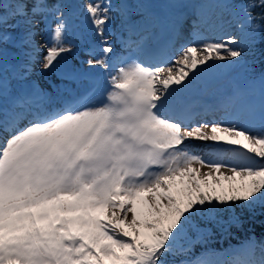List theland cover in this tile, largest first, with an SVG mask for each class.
Here are the masks:
<instances>
[{
    "label": "snow or ice",
    "instance_id": "1",
    "mask_svg": "<svg viewBox=\"0 0 264 264\" xmlns=\"http://www.w3.org/2000/svg\"><path fill=\"white\" fill-rule=\"evenodd\" d=\"M117 7L136 58L115 56L107 39ZM134 7L143 16L128 24L133 6L112 0H0V264H175L169 255L188 251L182 237L190 248L210 236L201 223L240 226L222 214L264 207V74L221 89L213 104L196 99L264 42V0H170L161 7L196 17L179 49L171 38L147 48L157 7ZM81 11L98 41L86 63L103 70L104 99L93 87L49 108L29 78L37 62L51 72L73 52L67 35ZM225 14L239 35L201 32ZM216 111L218 120H197ZM253 247L254 238L195 264H257Z\"/></svg>",
    "mask_w": 264,
    "mask_h": 264
},
{
    "label": "rangeland",
    "instance_id": "2",
    "mask_svg": "<svg viewBox=\"0 0 264 264\" xmlns=\"http://www.w3.org/2000/svg\"><path fill=\"white\" fill-rule=\"evenodd\" d=\"M122 1V2H121ZM157 1H162V2H167L169 3L170 0H114V6H119L121 3H133V4H137L139 2H147V3H151V4H155V2ZM72 2L74 4H80V3H83L84 0H72ZM195 2H199V0H195ZM163 10V9H162ZM165 11V10H164ZM159 11H157L158 13ZM167 12V11H166ZM164 13L165 14H168V13ZM139 14V18H142L143 16V12H141L140 10L136 9L134 15H138ZM173 14V13H171ZM83 15H85L82 11L79 12V15L78 16H75V18L77 19H80L82 22V25H85L88 23V21L83 18ZM112 16H113V25L117 24L120 19V12H119V8L117 7V9L112 13ZM132 16H129V19L131 18ZM137 17V16H136ZM173 17H175V15L173 14ZM184 17H186L187 20V24H184L182 22H180V24L178 25V37H176L174 40H173V47L177 44V43H184L185 41V32L187 33V30L188 31V36H191L192 33H189L192 31L193 29V25H191V22L189 21V19L195 17L191 11V9L189 8V12H188V15H185L184 13ZM168 17H166L167 19ZM185 19V18H184ZM185 19V20H186ZM192 20V19H191ZM224 20H231L227 23H223ZM153 21H155V18L152 20V23ZM217 21V20H216ZM171 22V21H170ZM221 26L219 27L223 32V37L224 36H227V35H239V30L237 29L236 27V22L232 19V17L228 14H225L223 17H222V20L219 19L217 21ZM189 23V24H188ZM168 26H170V24H167ZM230 28V34L227 33V26ZM177 26V25H176ZM80 30H83L82 27L78 26ZM172 27H174L172 25ZM158 24H155L153 25L152 27V32H157L158 31ZM168 29H171V27H168ZM201 31L203 30V27L200 29ZM193 32V31H192ZM161 33V32H159ZM110 34L107 35V37H109ZM92 36V35H91ZM192 38V37H191ZM44 37H40V43H43V40ZM93 41L94 42H97L93 37H92ZM187 40H189V38H186ZM151 41V39H150ZM152 43V42H150ZM185 45L187 44V42L184 43ZM114 47L116 46V44H112ZM91 46V43L89 42H86V43H80L78 45H73V52L68 54L69 56V59L71 61V67L72 69L74 70V72L76 71H82V68H79L76 66V60H75V55L76 53H79L80 54H84L86 52V50ZM119 49L122 51L124 49H122L121 47H119ZM175 55L177 54V52H175ZM173 56V55H172ZM123 58V57H122ZM241 66V64H239L238 66L234 67L233 69L229 70L228 73L225 74L224 76V79L223 81H226V83L228 84V87L231 88L232 84H238V85H241L240 84V81H239V77H237V74H238V68ZM58 67H62V63L58 66ZM89 69H92L89 67ZM240 69V68H239ZM55 70V69H54ZM51 71V72H47V73H43L40 71V65H39V62H37L34 66H33V73L31 75V77L29 78V83H32L34 82L36 85L39 86V89L45 94V98L44 100H42V103L47 105L49 102L51 101H58V97L59 98H63L65 95L67 96L69 94V92L72 90V89H78V88H82L83 86L87 85L86 83V78H85V73H84V77L82 78H79L77 80V82H74L73 80H60L56 74H55V71ZM83 72V71H82ZM34 75H36V77L34 78ZM38 79V81H37ZM243 86V85H241ZM55 88V89H54ZM65 96V97H66ZM209 97V96H208ZM205 99V98H204ZM209 100L211 99V97L208 98ZM218 114H219V118H221V116L224 115V112L223 111H218ZM197 117V120H207V121H210L209 117ZM1 133V136L0 137H4L7 135V133H4L3 131H0ZM191 147L194 148L197 152H206V151H203V147H202V144L198 143L196 141V143L192 142L191 143ZM188 237H190L192 240H195L196 239V233H192L191 231L188 232ZM178 245H182L183 247H188V243H187V238L185 237H182L179 241H178ZM216 253H221V252H216ZM213 259H215L216 257H212ZM220 259H224V257H219ZM186 262V259H182V261ZM181 261V262H182ZM197 261V260H195ZM195 261H193L191 264H195ZM178 264V263H177Z\"/></svg>",
    "mask_w": 264,
    "mask_h": 264
},
{
    "label": "trees",
    "instance_id": "3",
    "mask_svg": "<svg viewBox=\"0 0 264 264\" xmlns=\"http://www.w3.org/2000/svg\"><path fill=\"white\" fill-rule=\"evenodd\" d=\"M240 3L241 0H236ZM241 79L246 83L248 80L258 79L264 74V42L257 43L252 54L245 56L241 67ZM238 216L240 218V226L225 223L218 225L215 223H201L200 227L210 229V236L203 242L194 243L192 246L186 247L188 251L178 253L176 255H169L170 261L176 260L183 256H190L193 258L195 254L203 249L232 247L239 249L241 245L254 238V250L252 256L255 258L257 264L261 258H264V250L261 245H264V207L257 205L254 209H242L235 207L234 211H226L222 214V219L228 221L230 216ZM191 231V230H189ZM194 233L193 231H191ZM182 246V245H180Z\"/></svg>",
    "mask_w": 264,
    "mask_h": 264
},
{
    "label": "bare ground",
    "instance_id": "4",
    "mask_svg": "<svg viewBox=\"0 0 264 264\" xmlns=\"http://www.w3.org/2000/svg\"><path fill=\"white\" fill-rule=\"evenodd\" d=\"M188 2H195V0H188ZM112 3H114V0H112ZM128 4L133 6L132 10L128 14V20H130L131 22H134V24H136L137 22L141 21V18H139V15H134V13L136 11V8L134 7L135 4H133V3H128ZM165 4H168V3L167 2H162V1H157V2H155V4H153V5H155L157 7V11H159V12L155 16V21H153V23L152 22L151 23H152V25L158 24L159 28H158V31L157 32H154L155 39L152 40L153 42L150 43L151 41L149 40L150 42L148 41L147 44H146L147 48H149V49H151L152 46L154 44H156L157 39L160 38L161 36L167 35V37L165 38L166 41L169 40L170 37H172V29H173L172 25H174L178 29V25L180 24V22H181V24H182V22L184 24H187V20L188 19H186V17H184V13H185V15H188L189 8L164 9L161 6L162 5H165ZM168 11H169V13H168ZM165 12L168 13V14H165L164 15ZM171 13H173L175 15V17H173L172 20H168V19L165 20L166 17H169L171 19V16L170 15H173ZM129 16H132V17L129 19ZM177 16H179L180 19H177ZM119 19H120V21L117 24H115V25H113V21L110 22V24L108 25V28L110 29V32H109L110 35H109V37H107V39L110 41L111 44H114L115 43V44H118V46H120L119 39H121L124 34L127 35V33H126L124 27L122 26V23H121V16L119 17ZM191 19H189V21L191 22V25H193V21L196 19V17H193ZM72 20L73 19H71L70 24L72 23ZM216 20L218 21L219 19H217L216 16H213L212 19L209 21V24L203 26V30L201 32L205 36H207L209 38H213V39H215L217 37H221V38L223 37L224 32L219 28L221 25ZM229 21H231V20H224L223 23H227ZM167 24H170V26H168ZM209 25H214V27H212L210 29ZM83 26H84V30H85V33H84V36H83V41H88L90 39V37H94L97 40V38L94 35L90 36V34L92 33L90 24L87 23V24H85ZM226 26H227L226 27L227 28V33L230 34V28L228 27V25H226ZM168 27H171V29H168ZM74 30H75L74 29V26H72V28L70 29V31L68 32V35H67V40L68 41H70L71 38H73V37H71V35L73 34ZM188 31L189 30H187V33H188ZM192 31H193V29H192ZM192 31L189 32V33H192ZM77 32H79V31H76L75 32V35L73 34L75 37H76V33ZM159 32H161V33H159ZM178 35L179 34H178V31H177L175 37L174 38L172 37V38L175 39L176 37H178ZM40 37L43 38V35H41V36H39L37 38L39 42H40V40H39ZM191 37H192V35L187 37V38H189V40H187L186 37H185L184 43L185 42H187V43L190 42L191 39H192ZM78 42H79L78 40L77 41H74L75 45L79 44ZM165 42H162L161 41V43L157 44V47L163 45ZM184 43H177L174 46V48L179 49V47L181 45H185ZM91 44L93 46V45H95L97 43L91 42ZM124 45H125V43L121 44V48H124L125 47ZM114 48H115V53L114 54L117 57H121L122 58V57H128L129 55H132V58H136V56H137L136 53H132L130 51H127L126 50L127 48L124 49L123 51L119 50L118 47H114ZM172 55L174 57L175 56V53L173 52ZM90 58L91 57L88 54L87 55L84 54L82 56L81 55H76V57H75L76 66L79 67V68H82L83 70H85V74L86 75H87V71H89V69H88L89 66H88V64L86 62ZM141 58H143V57H141ZM100 72L103 73V70L100 69ZM78 76H80V73L78 74ZM35 77H36V75H34V78ZM223 79H224V76L222 78L216 80V81L210 82L208 84L206 90L204 91V94L201 95L200 101L203 102V103H206V104H213L214 103V96L215 95H218L221 89H224L225 91H230L231 88L228 87V84L226 83V81H223ZM37 81H38V79H37ZM89 83H91V82H89V80H87V85L83 86L79 90L80 91H83L84 89L88 88ZM208 96L211 97L210 100L208 99L209 98ZM205 117H209L210 121H212L214 119H217V120L220 119L219 118L220 116L218 114V111H216L214 113H210L208 115H205ZM0 136H1V133H0ZM192 142L196 143V141H192ZM197 142L200 143V144H202V147L204 149L203 151H208L207 145L205 143H202V142H199V141H197ZM228 174H231V173H228Z\"/></svg>",
    "mask_w": 264,
    "mask_h": 264
},
{
    "label": "water",
    "instance_id": "5",
    "mask_svg": "<svg viewBox=\"0 0 264 264\" xmlns=\"http://www.w3.org/2000/svg\"><path fill=\"white\" fill-rule=\"evenodd\" d=\"M63 66H64L65 68H69V61H68L67 58H66V60L64 61ZM97 70H99V68H97Z\"/></svg>",
    "mask_w": 264,
    "mask_h": 264
}]
</instances>
